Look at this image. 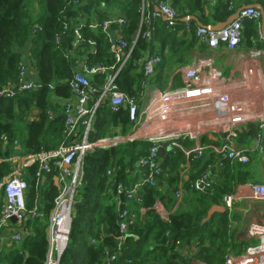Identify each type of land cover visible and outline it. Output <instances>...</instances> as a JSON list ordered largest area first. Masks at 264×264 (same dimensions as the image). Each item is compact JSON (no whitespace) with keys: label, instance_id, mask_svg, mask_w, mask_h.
<instances>
[{"label":"built area","instance_id":"1","mask_svg":"<svg viewBox=\"0 0 264 264\" xmlns=\"http://www.w3.org/2000/svg\"><path fill=\"white\" fill-rule=\"evenodd\" d=\"M208 5H215L218 0H204ZM88 0H80L76 6L87 3ZM152 0H142L140 27L142 38L151 43L154 39V21L163 17L165 27L175 30L178 25V12L166 2H157L154 9L151 8ZM158 8L156 11L155 8ZM230 11L232 8L230 7ZM95 11V8H94ZM94 11L90 16H78L70 20L75 38L73 45H79L82 39V30H101L111 42L109 52L112 54L115 65L110 69L97 65L90 67L81 64L80 70L73 71L72 78L67 82L71 96L64 99L62 105L63 117V141L51 151L39 153L20 154L15 153L5 161L12 162V170L6 175L0 184V233L14 224L18 228L11 236L12 244L19 245L23 236L30 233L27 222L35 220L41 213L37 203L41 192L50 177L57 188V195L53 200V206L46 224L47 253L43 264H59L60 258L69 242L70 228L74 215V207L79 199V192L83 186V159L86 154L98 150H109L128 143L145 141L150 144L144 157L137 161L138 179L130 185L117 182L115 173L107 171V176L112 179L114 200L118 210V232L116 248L107 258L106 264L115 263L123 251V244L129 234L138 215L133 206L140 207L143 202L141 191L144 187L157 189L159 181L164 173L169 172L163 165L162 157L168 153L179 151L183 158V167L177 175V190L174 192L173 207L169 210L161 200H157L152 207L143 209L153 211L156 216L165 223H169L173 214L178 210L185 190L206 192L212 189L221 176L219 182L224 181L223 169L226 166L248 164L255 151H261L264 157V70L261 76L262 84L255 91H249L240 85L231 86L216 69L204 71L202 64L191 66L181 70L183 85L169 91L154 90L148 100L144 94L130 97L120 91L117 85L118 75L125 62L129 60L130 51L122 52L127 44L121 39L120 31H110L111 25H123L125 20L121 16H113L102 23L97 21ZM235 11V10H234ZM232 11V13L234 12ZM261 12L256 8L242 10L238 17L229 25L219 31H213L209 27H196L194 36L197 42L209 50H217L224 46L228 51H236L241 44L244 25L249 22L258 24L260 29ZM68 29V24L64 25ZM185 34L191 36V23L185 24ZM184 34V35H185ZM58 42V38L56 39ZM259 41L264 43V33L259 30ZM121 50V51H120ZM264 68L263 51L250 52L247 55L250 60L256 61L260 54ZM159 55H143L137 61L146 82L156 74L157 67L161 64ZM208 64V62H205ZM103 82L98 85L95 77L105 75ZM230 87H236L243 94L244 100L232 101L227 94ZM40 88L38 82L25 80V66L20 64V80L14 85L4 87L0 97L12 99L29 91ZM53 89V85L48 86ZM188 101H195V108L202 112H195L189 116L183 110V105ZM106 102L113 111L124 109L127 112L130 128L122 133L118 126L111 132L92 138L90 136L96 119L98 106ZM185 102L177 110L174 105ZM259 104L262 109L259 110ZM184 113L186 116H178ZM32 121V118L30 119ZM252 125V145L237 146L236 139L248 133L247 126ZM206 135L216 136L218 144L202 143ZM192 141V147L186 148L180 141ZM160 150L165 153L161 154ZM207 159V160H206ZM202 161L204 165L199 174L187 181L189 170L193 162ZM206 163V164H205ZM36 166L34 172L35 189L37 191L35 205L29 209L27 206L28 174L27 170ZM218 182V183H219ZM217 183V184H218ZM244 201L256 202L264 205V184L250 183L237 188L232 194L222 198L223 208L229 217V232L232 228L231 214L234 204ZM262 221L252 220L246 227L243 241L252 244L243 252L236 254L232 246L227 248L223 256V264H264V207L258 213ZM14 221V222H13ZM169 237V232L164 233ZM94 243V240H91ZM257 243L254 245V243ZM174 248L181 256H190V246L176 240ZM126 264H131L126 261Z\"/></svg>","mask_w":264,"mask_h":264},{"label":"trees","instance_id":"2","mask_svg":"<svg viewBox=\"0 0 264 264\" xmlns=\"http://www.w3.org/2000/svg\"><path fill=\"white\" fill-rule=\"evenodd\" d=\"M160 1L165 2L152 0L151 8L154 9ZM79 2L80 0H0V92L4 87L19 82L23 57L21 50L25 48L37 72L40 85L38 90L21 93L12 99L0 97V184L12 170L13 164L5 161L7 158L15 153L51 151L63 141L62 113L51 99H67L71 96L67 82L72 78L73 71L80 70L81 64L90 67L101 65L108 69L115 65V60L109 52V37L100 29H83V41L75 46L70 20L80 15L90 16L94 8V15L99 23L113 16H121L125 24L111 25L110 31H120L121 39L127 44V48L122 52L129 50L130 57L118 75L117 85L120 91L130 97H137L142 90L144 78L136 63L152 44L142 38V0H88L87 3L76 6ZM186 6L191 13L200 14L201 17L208 8L204 0H188ZM213 11L211 15L215 23H218L224 21L234 9L230 11L229 4L219 3ZM65 24H68L66 30ZM195 30L196 26L191 23V38H195ZM253 35L254 30L249 28L248 38ZM109 73L112 71L96 76V83L100 85ZM49 85L54 88L49 89ZM107 121L110 123L109 132L118 126L122 128V133L129 130L127 112L124 109L113 111L103 102L97 108L90 136L95 138L105 135L102 132ZM248 129L252 132L253 126L249 125ZM244 137L248 140L246 134ZM149 146L148 142L138 141L85 155L84 182L79 192L81 200L74 207L69 242L59 264L107 263V258L116 248L119 236L118 210L111 186L112 179L107 176V171L115 173L114 179L118 183L130 185L126 172L137 169L138 159L145 156ZM162 159L164 167L169 171L173 168V172H178L184 163L179 151L168 152ZM199 165L200 162L192 164L196 169ZM35 170L36 166L27 170L26 198L29 209L34 207L37 199L33 177ZM225 173L224 181L212 189L202 193L189 191L195 195L193 201L187 205L185 211L177 210L169 223L162 222L153 211L146 210L145 222L138 218L130 227L129 233L138 236V241L146 242L150 233L157 231L158 234L154 237L155 250L145 251L143 244L134 242L131 237L126 238L121 255L111 264H126V261L131 264H188V257L181 256L174 248L176 240H181L187 245L195 242L198 245L195 257L200 262L223 264V256L231 241L228 238L229 217L227 212H223L216 213L206 220L207 212L212 204L217 203L219 199L221 201L223 196L232 194L235 186L240 188L250 178L247 171L239 167H235L233 173L228 172L229 175ZM48 178L49 184L45 186L47 194L37 203L42 216L27 222L30 233L23 236L18 246L12 244L5 252L0 253V264L44 263L48 246L46 221L57 195V188L50 177ZM171 181L175 185L176 180ZM141 197V208L148 209L158 199H162L161 188L144 187ZM173 202L174 199L172 205ZM1 210L2 202L0 212ZM11 226L18 228L14 224ZM166 231L169 232L168 238L164 236ZM91 240H94V243ZM83 246L86 247L81 250ZM149 256H152L151 260Z\"/></svg>","mask_w":264,"mask_h":264},{"label":"crops","instance_id":"3","mask_svg":"<svg viewBox=\"0 0 264 264\" xmlns=\"http://www.w3.org/2000/svg\"><path fill=\"white\" fill-rule=\"evenodd\" d=\"M164 1L167 4L171 5L178 12L179 14L178 25L176 26L175 30H168L165 27V19L163 17H159L154 21V39H153L152 44H150L149 50L147 49L143 53V55H151V54L159 55L162 58V62L157 67L155 76L150 78L148 82L144 84L142 90L140 91V93L144 94L143 97L145 100H148L150 98L154 90L169 91V90L181 88L183 85V76H182L181 70L184 68H188L191 66H197L200 64L204 66L203 67L204 71L210 70V67L208 65H211L212 68L216 69L224 78L227 79V82H230L229 84L231 86H236V85L241 84L242 86L246 87V89L249 91L258 90V88L262 84L261 76L264 70L263 61L261 59L263 54L261 53L259 58L256 61L250 60L247 54L250 52H257V51H260V52L263 51L264 53V43H261L259 41V30L263 31L264 33V23H262V20L260 22V29H259L258 24H257V27H255L256 24L252 22L251 23L247 22L244 25L240 47L236 51H232V52L228 51L224 46H221L217 50H214V51L207 49L206 46L199 44L195 38H191L189 34H185L186 32L185 24L189 22V23H192L194 27L195 26L197 27L194 21H191V20L187 21L188 18L195 17L203 25V27H208L209 25H213L215 21L211 14L214 12L213 11L214 7L219 3H222V4L227 3L229 4V9L231 7L234 10H237L244 6H251V5H258L262 7L264 10V0H218V3H216L215 5H208L205 2V5L208 8L206 9L207 12L206 10L204 11L205 14L203 17H201L200 14L191 13L188 10L186 6L188 0H164ZM249 28H252L254 30V35L250 38H248L247 36ZM165 32L168 35H164L166 34ZM21 53L23 55L22 61L25 66V80L35 82L38 76H37V72L35 71V69L33 68L31 64V60L29 59V53H28L27 48L22 49ZM205 62H208V64ZM227 94L229 98H231L232 101L245 99V93L243 94L236 87L228 88ZM51 100H52V103L57 105L61 111V107L64 103V99H57L53 97ZM184 103L185 102L180 103L178 105H174V109L177 110ZM195 104H196L195 101H188L187 103H185L183 105V110L185 111V113L187 114L188 112L192 111L189 114V116H194L196 112L194 110L196 109ZM260 109H262V104H259V110ZM199 110H197V112H199ZM201 112L202 111L200 110L199 114H201ZM186 114L179 113L177 115L186 116ZM246 128L248 130L249 126H247ZM244 136L245 135H242L241 137L239 136L236 139V142H235L236 145L237 146L252 145L255 148V143L253 141L252 133H250L249 130H248V133H246V136H248V140ZM184 141H180V144H182V142ZM202 143L203 144L205 143L218 144L219 141L217 142L216 136L206 135L205 137L202 138ZM251 157H254V161L256 160L257 162L256 167H260V165L262 164L261 160H264L263 153L257 150L253 153ZM198 162H200V165L197 169L191 166L189 173H188L187 181H190L191 179H193L199 174L200 172L199 170L204 165V163L202 161H198ZM182 167L183 165L179 167L178 172H173L174 169L171 168L169 172L164 173V175L159 181V187L161 188V194H162L161 200L169 210L173 207L172 205V201L174 199L173 196H174L175 190H177V175L180 173V170ZM234 168H235L234 165L232 167L230 165L226 166L225 169H223V173H225L226 171L225 175H229L230 173H233ZM126 173H127V180L129 183H133L138 179L136 168H134L133 170H127ZM220 178L221 176H218L217 183L219 182ZM174 179L176 180L175 185H173L171 181ZM258 183L264 184V173L260 174ZM247 184H249V179L248 181H246V183H244L241 186V188L246 186ZM235 190L236 189H233V191ZM194 197H195L194 193L189 192V190H185L183 194L182 202L178 210L185 211L187 205L193 201ZM248 203L257 204L256 202H248ZM242 204H245V202H243ZM214 206L223 207L222 199L221 201L219 199L217 203L212 204L210 208ZM135 207L136 206H133L132 208H135ZM133 210L138 215V218L144 223L145 222V217H144L145 211L140 207H136ZM248 211L249 212L251 211L250 207H247V209H241V211L239 212L237 216V219L233 218L234 221H232V228L230 230L231 241L227 248L231 246L230 245L231 243L235 244V243H239L243 241L242 237L244 236L243 234H240V236H238L239 235L238 234L239 224L235 226V221H239L243 217V215H245ZM40 213L42 216L41 211ZM219 213H222V212H219ZM47 222H48V218H47L46 224ZM242 230H243V227L242 228L240 227V232ZM15 231H16V228H14L13 226L11 227L8 226L1 231L0 233V253L5 252L12 245L11 236ZM157 234H158L157 231L150 233L149 238L146 242L138 241L139 237L132 236L130 233L128 234L127 238L131 237L135 240L134 242H140L141 244H143L145 251L147 250L149 252H153L156 248L154 237ZM251 245L252 244H249L245 241L240 244V246L244 248L243 250L251 247ZM189 246L191 248L190 250L191 254L187 258L188 264H204L200 262L199 260H197L195 257V255L197 254L196 248L198 245H196L195 242H191ZM151 259H152V256H149V260Z\"/></svg>","mask_w":264,"mask_h":264},{"label":"rangeland","instance_id":"4","mask_svg":"<svg viewBox=\"0 0 264 264\" xmlns=\"http://www.w3.org/2000/svg\"><path fill=\"white\" fill-rule=\"evenodd\" d=\"M195 111L199 110V109H194ZM200 112V110H199ZM110 131V123L109 121L106 122L105 124V127L103 129V133L106 134V132H109ZM185 142V143H184ZM182 142V145L186 148H189L193 145V142L192 141H184ZM189 142V143H188ZM263 159V158H262ZM262 161V164L260 165V167H256L257 166V162L256 160L254 161V157H251V160H250V163L249 164H245V165H234L235 167H239V169L241 170H246L247 173H248V176L250 177L249 178V184L250 183H258L259 182V177H260V174H263L264 173V160H261ZM47 194V191L46 189L44 188V190L41 192L40 196H39V199L38 201L40 202V200L44 199V196ZM244 201H241V203H237L234 204L233 206V211H232V214H231V219L232 221L233 218H236L237 219V216L239 214V212L241 211V209H247V207H250L251 208V211L247 212L245 215H243V217L239 220V221H235V226L237 224H239V231H238V236H240V234H243L244 235V232L246 230V227L247 225L250 223V221L252 220H257V221H262L263 218H261L258 213L261 211V209L264 207L263 204H249V203H245V204H242ZM249 210V209H248ZM240 227L242 228L243 227V230L240 232ZM240 232V233H239ZM228 238H230V232L228 231ZM242 242H239V243H235V244H230L233 249H234V252L236 254L238 253H241L243 252L244 248H242L240 246ZM257 243L255 242L254 245H256ZM86 245V243L84 244ZM85 246H83L81 248V250H84ZM82 254V253H81Z\"/></svg>","mask_w":264,"mask_h":264},{"label":"water","instance_id":"5","mask_svg":"<svg viewBox=\"0 0 264 264\" xmlns=\"http://www.w3.org/2000/svg\"><path fill=\"white\" fill-rule=\"evenodd\" d=\"M256 8L257 10H259L261 12V15H262V23H264V10L262 7L258 6V5H251V6H244V7H241L237 10H235L233 13H231L224 21L222 22H218L216 24H213V25H209L208 27L213 30V31H219L221 29H223L224 27H226L227 25H229L230 23H232L237 17H238V14L246 9V8ZM155 10L157 11L158 8L156 7ZM207 12V10H206ZM194 21L196 23L197 26L199 27H203V25L195 18V17H190L187 19V21ZM35 82H38V80L36 79ZM160 153L161 154H164L165 151L164 150H160ZM219 213V212H225L224 208L223 207H217V206H214V207H211L210 210L208 211L207 213V216H206V220H208L214 213ZM14 222V221H13Z\"/></svg>","mask_w":264,"mask_h":264}]
</instances>
